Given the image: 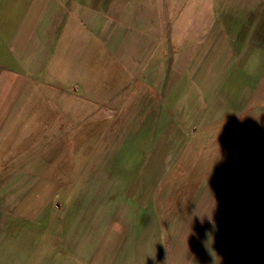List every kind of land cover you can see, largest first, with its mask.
Returning <instances> with one entry per match:
<instances>
[{"label": "crops", "instance_id": "1", "mask_svg": "<svg viewBox=\"0 0 264 264\" xmlns=\"http://www.w3.org/2000/svg\"><path fill=\"white\" fill-rule=\"evenodd\" d=\"M123 1L0 0V116L13 117L15 109L17 116L35 114V107H28L30 97L35 94L32 101L40 109L49 98L46 90L53 91L54 99L66 92L73 99L121 100L120 94L134 80L140 88L145 81L154 90L164 91V107L152 111L155 131H215L218 126L225 130L224 151L199 190L204 191L203 197L210 184L214 205L201 200L185 208L184 203L178 206L161 200L171 197L172 188L159 196L162 183L158 181L170 177L172 170L168 166L166 173L156 172L163 158L152 156L150 170L141 177L149 180L140 185L143 192L135 189L121 199L124 206L130 204V212L140 214L129 219L133 236L142 234L141 228L144 234L133 238V247L119 252L117 264H253L254 251L256 259L261 254L258 248L264 228V0H197L192 17L182 15L185 28L170 25L166 30L165 57H159L157 17L136 9L138 0H130L132 14H124ZM175 37L181 43L177 70L188 69L177 84L176 62L171 56L178 41ZM210 68V78L218 83L213 88L207 86L205 76L200 78ZM189 74L196 84L192 85ZM107 109L104 105L98 114H107ZM180 137L184 135H170L164 144L156 138L155 146L171 148L163 156L166 160L173 158V147H188L187 136L181 144L167 143L179 142ZM185 174L176 179L182 180ZM32 178L37 180V176ZM9 193L16 196L14 191ZM24 194L28 196L27 191ZM10 201L0 205V214L12 213ZM90 203L88 211H102L101 224L88 235L82 236L83 232L79 243L75 242L73 250L83 253L82 259L90 258L98 242L94 228L100 225L103 234L112 226L108 198L100 208ZM159 204L168 208L165 220H175L168 243ZM88 227L90 223L84 225ZM12 240L2 243V250L12 247ZM108 240L102 243L109 246ZM109 252L104 251L102 258L106 254L107 259H115Z\"/></svg>", "mask_w": 264, "mask_h": 264}, {"label": "rangeland", "instance_id": "2", "mask_svg": "<svg viewBox=\"0 0 264 264\" xmlns=\"http://www.w3.org/2000/svg\"><path fill=\"white\" fill-rule=\"evenodd\" d=\"M196 1L138 0L136 9L157 17L159 57H165L166 54V30L170 25L176 29L185 28L183 25L186 17L182 15L187 13L190 19L197 9ZM129 2L130 0H124L121 3L124 8L122 12L127 15L132 14ZM178 25L180 26L177 27ZM176 39L178 37H175ZM179 44L180 39L174 43L171 54L176 62L175 84L181 81L182 76L187 75L184 74L188 70L184 67L177 70ZM205 71L206 74L203 73L200 78L205 76L209 87L218 86L217 81L213 82V78H210L213 76L212 69ZM189 76L192 85L196 84L192 74ZM143 83L145 84L140 88L134 80L131 81L132 87L120 94L123 96L121 100L92 101L81 99V96L73 99L66 92L58 94V98L54 99L53 91L46 90L44 93L49 98L45 99L44 106L40 109H37V101H32L35 94L30 97L28 107H35V114L17 116L18 110L15 109L13 117L6 119L0 116V205L7 199L13 204L12 213L0 214V264H117L119 252L124 253L130 246L133 247V238L142 237L145 230L141 228L142 234L133 236L132 221L129 219L131 215L137 219L140 214L130 212V204L124 206L121 199L126 194L134 193L135 189L142 190L140 185L149 183L148 179L141 177H146L144 173L150 170L149 162L155 155L163 158V163L156 169L157 172L166 173L168 166L169 171L172 170L170 177L158 181L162 183L158 190L159 196L163 190L169 189V186L172 188L171 197L161 200L173 202L178 206L184 203L185 208L201 200L214 205L213 191H208L210 184H207V193L203 197L204 191L199 190L207 176L212 173L222 150L224 151L225 130L222 132V127L218 126L215 131L212 128L208 131L191 130L189 133L177 130L155 131V114L152 111L157 106L164 107L165 100L161 97L164 96V91L158 92L147 82ZM21 102L20 100L19 103ZM104 105L108 108L104 110L107 114L99 115ZM11 118L14 124H11ZM163 123L164 121L160 126ZM8 134L9 138L5 140ZM170 135L184 137H180L179 142H167L168 144H181L185 136L189 137L190 142L187 148L173 147V158L166 160V153L170 152L171 148L155 146V143L159 137L164 144ZM5 142L10 146L8 151ZM70 147H74V152ZM164 155L166 156L163 157ZM186 161H189V164L185 166ZM180 173L187 175L178 180L176 177ZM133 174L138 177L135 179ZM32 176H37V180H32ZM10 191H14L16 196L11 195ZM26 191L28 196L25 197ZM6 194L8 198L4 200ZM107 198L112 209V226L105 228L103 234L100 225L94 228V231L97 230L95 237L98 242L90 258L82 259L84 254L73 250L75 242L83 232L82 236L88 235L92 232V227L101 224V217L98 216L102 215V211H88L87 204L91 202L94 208H100L103 199ZM50 205L56 206L58 213L53 209H41ZM165 207L168 209L167 206L159 204L158 209H162L160 213L163 215V223L168 228V232L165 231L168 243L167 240L173 235L175 220H165V217H168ZM89 215L90 219L94 215L93 220L87 221ZM121 219L123 222L120 224ZM107 222L108 220H105V223ZM86 223H90L91 227L84 228ZM12 238V247L8 245L2 250V243H9ZM104 239H109V246L102 243ZM260 239L258 251H261V254L257 255L256 259L257 249L254 251L253 264H264V258H259L264 253V228ZM104 251L109 252L115 259H107L106 254V259H103ZM4 257L6 259H3ZM19 257L22 260H18Z\"/></svg>", "mask_w": 264, "mask_h": 264}, {"label": "trees", "instance_id": "3", "mask_svg": "<svg viewBox=\"0 0 264 264\" xmlns=\"http://www.w3.org/2000/svg\"><path fill=\"white\" fill-rule=\"evenodd\" d=\"M93 146H94V144H93ZM70 149L74 152V147H70ZM75 156V155H74Z\"/></svg>", "mask_w": 264, "mask_h": 264}, {"label": "bare ground", "instance_id": "4", "mask_svg": "<svg viewBox=\"0 0 264 264\" xmlns=\"http://www.w3.org/2000/svg\"><path fill=\"white\" fill-rule=\"evenodd\" d=\"M155 170H156V169H155ZM155 170H154V171H155ZM156 172H157V171H156ZM151 173H152V172H151ZM148 181H149V180H148ZM146 184H148V183H146Z\"/></svg>", "mask_w": 264, "mask_h": 264}]
</instances>
